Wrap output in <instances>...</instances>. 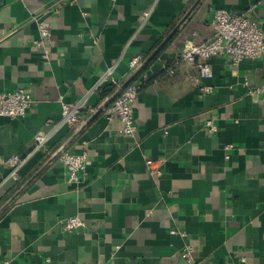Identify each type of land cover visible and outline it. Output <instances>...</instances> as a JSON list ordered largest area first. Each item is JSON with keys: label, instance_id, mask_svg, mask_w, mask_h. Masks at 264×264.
<instances>
[{"label": "crops", "instance_id": "crops-1", "mask_svg": "<svg viewBox=\"0 0 264 264\" xmlns=\"http://www.w3.org/2000/svg\"><path fill=\"white\" fill-rule=\"evenodd\" d=\"M195 1L0 0V93L23 89L34 101L22 118L0 116V182L5 160L26 159L20 181L0 192V200L7 197L1 207L21 189L0 211V259L264 264V103L256 93L264 54L235 68L213 57L207 80L180 60L187 42L213 36L208 23L217 9L246 14L264 36V1L199 0L183 20ZM41 21L50 27L46 48L33 44ZM152 54L131 81L147 77L132 107L136 131L123 136L116 119L106 120L107 106L98 111L115 91L102 79L121 85L136 69L130 71L131 60ZM202 85L212 92L201 94ZM62 105L79 107L77 127L61 123ZM85 121L63 150L88 153L80 182L71 184L60 154L49 159ZM39 132L50 138L45 150L34 151ZM71 216L84 228L64 233L61 223ZM186 246L193 249L190 263L182 258Z\"/></svg>", "mask_w": 264, "mask_h": 264}, {"label": "built area", "instance_id": "built-area-1", "mask_svg": "<svg viewBox=\"0 0 264 264\" xmlns=\"http://www.w3.org/2000/svg\"><path fill=\"white\" fill-rule=\"evenodd\" d=\"M264 1V0H260ZM150 12L142 13V19H147ZM214 31L213 36L202 44H194L187 42L180 54V60L188 65L193 66L200 80H207L212 77V72L208 61L213 57H226L229 59L231 67L235 68L243 60H257L264 54V36L258 23L250 19L246 14H235L224 9H217L213 12L212 18L208 23ZM39 40L33 42L37 48H46L50 42V27L48 23L41 21L38 24ZM141 59L135 57L130 62V71H133L139 64ZM176 64V63H175ZM165 73L172 76L174 67L165 69ZM109 77L103 78V82H109L114 86L116 91L120 85ZM146 76L141 77L138 83H130L125 88L120 89L111 104L104 109V115L107 121L116 119L121 127L119 133L123 136L132 137L136 131V127L132 121V107L136 102L138 92L145 85ZM201 94H209L212 89L208 86H200ZM251 92V91H250ZM252 93V92H251ZM257 94L263 96L264 103V83L256 90ZM31 95L23 90L18 89L12 93H0V116L14 119L24 117L33 106ZM78 106L62 105L61 123L70 127H77L81 122ZM205 127L209 133H214L216 127L211 121L205 123ZM49 136L39 132L34 135V151L45 150ZM226 146L225 149H229ZM88 153L83 151L78 154L63 151L60 153L58 160L63 165L64 176L67 182L78 184L80 177L84 173L87 164ZM26 162L25 158L11 157L4 161L8 168L7 174L0 182V192L6 188L8 183L18 182L20 180L19 170ZM154 162L150 159L145 161V165L154 174H159L154 167ZM84 228V222L77 216H71L61 223V230L64 233H72ZM172 234L175 232H171ZM181 237H185L181 233ZM193 249L186 246L182 254V258L190 263L192 261ZM0 264H10L7 259H0Z\"/></svg>", "mask_w": 264, "mask_h": 264}, {"label": "water", "instance_id": "water-1", "mask_svg": "<svg viewBox=\"0 0 264 264\" xmlns=\"http://www.w3.org/2000/svg\"><path fill=\"white\" fill-rule=\"evenodd\" d=\"M199 0H196L195 2H194V4L190 7V9H189V11H187V13H186V15L183 17V20H184V18L187 16V14L191 11V9L195 6V4L198 2ZM182 20V19H181ZM170 37V35L166 38V39H164L163 41H162V43L160 44V46L157 48V51H158V49L164 44V43H166V41L168 40V38ZM156 53V51L153 53V54H155ZM153 54L150 56V57H148V59H146L144 62H142L141 64H139L137 67H136V69L130 74V76L125 80V81H123L122 83H121V85H120V87L116 90V91H114V93H112V95L108 98V99H106L105 100V102L99 107V109H98V111H100V110H103L106 106H108L112 101H113V99L116 97V95H117V93L119 92V90L120 89H123V88H125L127 85H129V83H131V81L133 80V78L143 69V67L147 64V62L150 60V58L153 56ZM86 123H87V121H85L82 125H80L79 127H78V129H76V131L74 132V134L65 142V143H63L61 146H59L55 151H54V153L51 155V157H50V159H49V161L51 160V159H53L54 157H56L58 154H60L63 150H64V148L67 146V144L71 141V139L73 138V137H75L82 129H83V127L86 125ZM48 161V162H49ZM48 162H46L45 163V165L48 163ZM44 166V165H43ZM21 190V189H20ZM20 190H18L16 193H14V195L12 196V197H10L5 203H3V205L0 207V211L5 207V206H7L12 200H13V198L18 194V192L20 191Z\"/></svg>", "mask_w": 264, "mask_h": 264}, {"label": "trees", "instance_id": "trees-1", "mask_svg": "<svg viewBox=\"0 0 264 264\" xmlns=\"http://www.w3.org/2000/svg\"><path fill=\"white\" fill-rule=\"evenodd\" d=\"M164 73H165V71H164ZM112 89H114V88H112V86L109 85V86H108V91H109V92H112ZM106 92H107V91H104V93H106ZM19 181H20V180H19ZM19 181H18V182H19ZM19 184H20V183H19ZM19 184L15 185V187H14L13 189H10L9 192L12 193V192H14L16 189H18V188H19ZM10 193H9V194H10ZM7 194H8V193H7ZM5 198H7V197L5 196ZM5 198H3L2 200H0V205H1V203L5 200Z\"/></svg>", "mask_w": 264, "mask_h": 264}]
</instances>
